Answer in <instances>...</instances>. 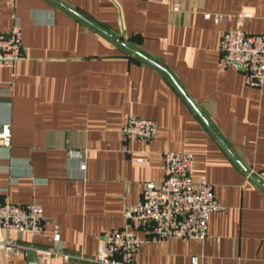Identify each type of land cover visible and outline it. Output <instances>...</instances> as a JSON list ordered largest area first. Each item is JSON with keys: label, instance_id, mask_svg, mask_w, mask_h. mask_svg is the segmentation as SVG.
Instances as JSON below:
<instances>
[{"label": "crops", "instance_id": "obj_1", "mask_svg": "<svg viewBox=\"0 0 264 264\" xmlns=\"http://www.w3.org/2000/svg\"><path fill=\"white\" fill-rule=\"evenodd\" d=\"M171 1L178 12L144 0H0V34L17 22L22 36V58L0 69V126L10 130L0 206L38 204L45 231L22 246L93 256L144 184L163 180L162 155L176 152L192 155L194 181L222 210L202 242L137 232L134 263L264 264V81L249 88L242 70H217L224 30L264 35V0ZM128 118L154 122L155 137L127 141ZM68 151L83 152L84 171ZM17 238L0 227V240ZM30 250L0 249V264H36Z\"/></svg>", "mask_w": 264, "mask_h": 264}, {"label": "built area", "instance_id": "obj_2", "mask_svg": "<svg viewBox=\"0 0 264 264\" xmlns=\"http://www.w3.org/2000/svg\"><path fill=\"white\" fill-rule=\"evenodd\" d=\"M147 3L165 5L170 11L178 12V4L171 0H144ZM247 15H239L235 23L240 26ZM210 19L209 15L204 16ZM230 17L217 16L215 23H224ZM220 61L217 70L240 67L245 73V83L249 88H261L264 81V35H251L239 28L224 30L221 34ZM22 58V36L17 22L10 30L0 34V69L12 68ZM237 69V68H236ZM127 141H150L156 135V125L150 120L128 118L122 128ZM9 125L0 126V144L9 147ZM67 156L76 160L79 170L86 166L81 151H68ZM164 178L159 183L147 182L143 186L140 199L134 206H127L123 212L124 226L104 234L96 254L85 258L58 253L56 250L28 249L20 244L23 236L45 238L41 207L36 203L25 206L10 204L7 200L0 206V227L17 234V241L0 240V249L10 255L22 251H32L38 264H50L53 257H61L67 264L70 259L93 264H135L133 256L142 242L136 233H150L156 241L169 238L204 241L211 214L222 207L215 200L212 187L201 178L193 179V158L190 154L167 152L162 155ZM141 162L142 160H138ZM58 242V236L52 237ZM194 258L192 264H196Z\"/></svg>", "mask_w": 264, "mask_h": 264}, {"label": "water", "instance_id": "obj_3", "mask_svg": "<svg viewBox=\"0 0 264 264\" xmlns=\"http://www.w3.org/2000/svg\"><path fill=\"white\" fill-rule=\"evenodd\" d=\"M77 17L81 18L80 16L77 15ZM82 19V18H81ZM84 20V19H82ZM84 22L90 24L89 22H87L86 20H84ZM91 25V24H90ZM100 32H102L103 34H105L106 36H108L109 38H111L113 41H115L118 45H120L122 48H124L126 51L130 52L131 54L135 55V56H138L139 58L143 59L144 61L148 62L149 64L157 67V68H160L158 67L157 65H155L154 63H152L151 61H149L148 59H146L145 57H143L142 55H140L138 52L134 51L133 49H131L130 47L126 46L123 42L117 40V39H114L112 38L111 36H109L108 34H106L105 32H103L102 30H99ZM237 69L240 70V67L237 66L236 67ZM25 253H29L28 251H25ZM36 260V264H38V261L37 259L35 258Z\"/></svg>", "mask_w": 264, "mask_h": 264}]
</instances>
